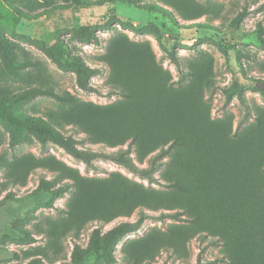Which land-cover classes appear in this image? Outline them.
I'll return each instance as SVG.
<instances>
[{"label": "rangeland", "instance_id": "rangeland-1", "mask_svg": "<svg viewBox=\"0 0 264 264\" xmlns=\"http://www.w3.org/2000/svg\"><path fill=\"white\" fill-rule=\"evenodd\" d=\"M145 2L161 4L158 0H139L135 4L127 0H0V36L14 44L16 55L25 64L15 74L9 54L0 46V106L12 112L9 120L0 118V264H37L36 260L40 264H199V260L200 264H224L218 261L224 257L222 246L213 245L210 237L193 236L191 229L188 232L184 228L190 227L186 216L179 221L146 220L141 228L126 234L115 246L113 263L93 252V232L98 229L104 235L122 222H135L139 209L106 225L88 223L78 238L69 234L50 245L47 237L38 232L37 225L46 219L61 221L62 210L74 196V191L68 192L53 207H48L50 195L40 188L41 177L48 180L53 177L45 168L48 164L65 165L85 178L108 179L115 175L149 191L167 189L162 186L163 181L148 183L110 161L97 160L100 170H90L60 146L50 141L43 145L25 125L16 133L15 122L25 123L29 116L47 113L94 121L98 117H122L133 106L123 94L116 93L113 84L124 72L130 74L132 67L139 70L133 84L135 89L140 87L141 91H150L157 97L166 81L169 92L177 94L188 82L181 83L180 72L163 47L174 51L185 71L192 70L203 77L190 100H178L176 115L181 116L183 108L191 105L197 114L220 126H230L232 135L255 121L252 118L238 128L244 113L242 106L235 96L226 100L223 89L231 85L239 62L249 76L264 78L260 66L237 54L240 50L264 61V51L254 38L259 27L264 30V0H171L180 11L191 16L188 18L171 6L161 4L170 12L166 15L144 7ZM245 8L248 15L239 29H232L231 19ZM203 23L210 26L204 27ZM83 28L96 35L99 42H84ZM59 40L98 70L91 78L96 91L81 90L76 74L50 56L48 51ZM42 84L68 93L71 101L61 103L43 96L15 101L19 93ZM245 93L252 108H259L264 114V99L259 92L250 86ZM141 98L137 93L136 102ZM62 132L73 136L83 149L107 153L119 149L93 142L73 123L67 122ZM138 155L133 150L134 160L145 167L153 154L143 162ZM159 213L149 212L156 216ZM176 241L182 244L176 248L167 246ZM42 248L47 250L48 258L43 257Z\"/></svg>", "mask_w": 264, "mask_h": 264}, {"label": "trees", "instance_id": "trees-1", "mask_svg": "<svg viewBox=\"0 0 264 264\" xmlns=\"http://www.w3.org/2000/svg\"><path fill=\"white\" fill-rule=\"evenodd\" d=\"M80 2L82 0H74ZM135 4L139 0H127ZM163 5L171 6L182 17L185 15L171 0H158ZM155 2L144 3V7L170 12ZM248 15L245 8L232 18L229 26L239 29ZM202 26L209 27V23ZM258 47L264 51V30L259 27L255 33ZM82 38L86 43H98L96 35L88 29H82ZM1 48L9 54V64L15 74L25 68L24 62L16 55L14 44L0 36ZM165 53L174 62L180 72L181 83L188 82L177 94H171L166 88V81L159 96L150 91L134 88L139 70L134 68L130 74L123 73L113 84L132 104L133 108L124 116L98 117L91 119H70L56 113L34 116L26 122H15L16 133L22 125L43 144L52 142L60 146L67 154L85 164L86 168L98 171L97 160L118 164L130 173L139 175L151 184H160L167 190L158 192L144 187L124 177L108 179H90L65 165L45 167L53 174L52 179L41 177L40 188L50 195L48 207H53L57 199L74 191V196L62 210L64 217L59 222L46 219L37 225L38 232L47 237V244H54L61 236L73 234L78 238L81 230L88 223L106 225L120 216H129L139 209L135 222H122L104 235L96 229L92 236V250L103 256L109 263L115 262L113 250L122 238L141 228L148 219L181 220L186 216L193 236L212 239L213 245H221L224 257L218 261L224 264H264V114L259 108L253 109L245 90L254 88L264 99V78L249 76L244 65L238 63V70L233 75L232 83L223 89L226 100L234 96L243 109V117L238 123L242 131L232 135L231 127L220 126L209 117L197 114L191 105L183 108L181 116L176 115L178 100L186 102L195 95L197 84L203 77L195 71H185L173 50L163 47ZM59 65L73 71L78 87L85 92H94L91 78L98 70L91 68L82 56L74 53L61 40L48 51ZM264 70V61L255 55L237 52ZM131 68V69H132ZM249 81V83H245ZM137 93L142 97L136 102ZM145 93V94H140ZM38 96L50 97L57 102H70L68 93L58 92L54 87L37 85L19 93L16 102L33 99ZM175 97V98H174ZM12 112L8 107L0 106V118L9 120ZM68 123L85 131L88 137L106 147L119 148L107 153L78 147V141L62 132ZM113 132L101 134L100 131ZM127 145V146H126ZM126 146V148H124ZM135 150L141 162L149 154V163L143 167L137 163L132 152ZM169 158L168 162L165 159ZM166 163L167 166H166ZM162 172L160 177L158 173ZM149 212H160L158 216ZM181 241L167 243L169 247H178ZM76 245V250H77ZM78 251V250H77ZM44 258H48L42 248ZM40 264V260L35 261ZM200 264V260L198 261Z\"/></svg>", "mask_w": 264, "mask_h": 264}]
</instances>
